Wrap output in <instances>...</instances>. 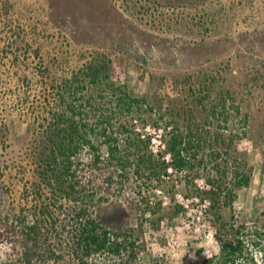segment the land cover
Here are the masks:
<instances>
[{"label":"trees","instance_id":"trees-1","mask_svg":"<svg viewBox=\"0 0 264 264\" xmlns=\"http://www.w3.org/2000/svg\"><path fill=\"white\" fill-rule=\"evenodd\" d=\"M24 42L20 54L0 52V248L9 249L8 264H91L101 256L141 264L138 229L109 223L106 213L128 208L143 228L162 209L159 193L175 200L180 183L216 229L219 252L204 264H264V231L234 212L238 191L252 184L249 160L218 163L208 177L198 167L203 144L223 142L214 155H228L239 138L207 130L242 116L235 90L213 98V85L201 84L202 92L191 88L189 106L163 109L117 84L106 54L73 63L61 48L47 50L48 38ZM151 126L161 132L156 149ZM147 264L169 263L150 255Z\"/></svg>","mask_w":264,"mask_h":264},{"label":"rangeland","instance_id":"rangeland-1","mask_svg":"<svg viewBox=\"0 0 264 264\" xmlns=\"http://www.w3.org/2000/svg\"><path fill=\"white\" fill-rule=\"evenodd\" d=\"M27 37L48 38L47 50L61 48L73 63L96 53L108 55L117 84L133 95L148 96L163 109L189 106L194 100L191 88L202 92L201 84L213 85V98L221 89L235 90L242 116L229 124L214 121L207 130L213 135L216 130L226 135L235 131L239 138L226 149L228 155H214L225 149L223 142L203 144L198 167L208 177L215 175L214 165L226 160L239 165L245 156L253 179L249 188L238 191L235 217L264 231V0H0V52L20 54ZM15 125L20 134L26 132V125ZM154 126L148 133L156 149L162 142ZM196 183L203 185L201 179ZM177 189L175 200L159 193L162 209L148 215L143 228L128 208L114 206L106 213L109 223L138 229L141 264L150 255L169 264H204L219 252L216 229L203 208L185 197L189 193L184 184ZM178 204L186 212L177 214ZM225 214L232 216L228 209ZM9 253L0 248V264L9 263ZM91 264L118 261L101 256Z\"/></svg>","mask_w":264,"mask_h":264}]
</instances>
